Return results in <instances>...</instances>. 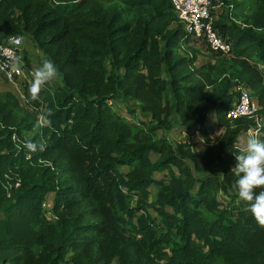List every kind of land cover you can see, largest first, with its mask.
<instances>
[{"label": "trees", "instance_id": "obj_1", "mask_svg": "<svg viewBox=\"0 0 264 264\" xmlns=\"http://www.w3.org/2000/svg\"><path fill=\"white\" fill-rule=\"evenodd\" d=\"M213 3L233 51L197 66L171 0H0L2 36L31 42L24 69L42 56L61 80L40 101L29 84L25 103L0 91V264H264V227L232 170L243 132L264 117V0ZM239 85L259 109L230 120ZM129 101L151 125L114 106ZM49 108L52 126L34 132ZM212 111L225 129L203 152L159 133L178 122L210 141Z\"/></svg>", "mask_w": 264, "mask_h": 264}, {"label": "clouds", "instance_id": "obj_2", "mask_svg": "<svg viewBox=\"0 0 264 264\" xmlns=\"http://www.w3.org/2000/svg\"><path fill=\"white\" fill-rule=\"evenodd\" d=\"M7 39L10 43L19 46L22 38L9 36ZM19 63L20 60L17 58L16 64L19 65ZM57 78L58 68L55 63L51 59H44L41 65L35 69L33 78L29 83L28 92L30 99L32 101H40L42 93L45 91V86ZM50 95L54 100L55 92H51ZM235 103L232 104L229 111L234 107ZM52 115L54 113L51 108L39 114L33 131L39 132L45 128H50L52 126V120L50 119ZM227 118H229L228 115ZM229 119L231 120L232 118ZM252 128L253 126L246 130L245 133H248ZM246 135L247 139L242 141L243 147L235 153L236 165L232 170L235 171L237 179L234 189L236 190L238 201L244 205V211L250 212L259 226L264 227V139L251 132ZM13 140H15V136H13ZM24 147L29 152H36L38 147L40 151L44 150L43 145L38 146L32 141H27ZM258 189L259 191H257Z\"/></svg>", "mask_w": 264, "mask_h": 264}, {"label": "built area", "instance_id": "obj_3", "mask_svg": "<svg viewBox=\"0 0 264 264\" xmlns=\"http://www.w3.org/2000/svg\"><path fill=\"white\" fill-rule=\"evenodd\" d=\"M175 11L187 34L192 38H201L210 50L222 55H230L232 43L222 37L214 26L217 11L213 0H172ZM21 37L19 46L10 43L7 37ZM24 37L21 35H5L0 32V75L10 85L17 88L29 83L27 69H24L21 45ZM19 58V65L16 59ZM239 102L228 112V117L236 119L250 116L259 109L257 101L251 95L250 89L243 85L237 86ZM251 130V129H250ZM249 130V131H250Z\"/></svg>", "mask_w": 264, "mask_h": 264}, {"label": "rangeland", "instance_id": "obj_4", "mask_svg": "<svg viewBox=\"0 0 264 264\" xmlns=\"http://www.w3.org/2000/svg\"><path fill=\"white\" fill-rule=\"evenodd\" d=\"M247 3L251 4L252 1H248ZM222 4L223 3L220 2L217 5L221 6ZM219 10L220 9H218V8L215 9V11H217V12ZM24 43L30 44L31 42L25 41ZM182 47H186V46L182 45ZM191 47H193L199 51L198 60L196 62L197 66H200L202 63H207V61H209V59L212 57L213 51L208 48V46L205 44V42L201 38H194V41L191 42ZM32 50H33V47H32ZM36 53H37V51H36ZM22 55H23V53H22ZM41 58H42V56H38L37 62L34 61V63L36 62L35 65L26 71L28 76L33 77L35 69L41 65V62H38ZM60 82H61V80H60L59 75H58V78L56 80L52 81L50 84L56 85V84H59ZM29 83H30V81H29ZM29 83H26V84H29ZM26 84L24 85L21 83V87L17 88L13 85L8 84L0 75V91H11L23 103H25V100H27L26 91H25L26 90ZM131 105H132V101H129L128 103H119V104H116L114 106L116 107V109H120L121 110L120 112L123 113V115L125 117L130 119V121L136 120V121L144 122V123L149 121V124H146L144 126L151 125L150 124L151 118L149 116L144 115V113H142L140 111L139 105L137 103H136V113L135 114L131 113L130 110H124V108L128 109L129 106H130V109H132ZM122 110H124V111H122ZM256 114H257V111L248 117L253 118L256 116ZM232 120H235V119H232ZM206 127H207L206 132H208V136L210 137V141H208L206 138V135L200 131H197V133L194 135V137H190L189 133H187L185 127L181 126L178 122H175V126L173 127V129H171V131L170 130H163V131H160L159 133H160V135H166L167 139L174 144H176V142H181V141L184 142V141H190L191 140L192 145H194V148L197 149V146H199V150H200L199 152H203L204 148H206L208 146V144H212L214 142V140H216V138L224 132V129H225V126L218 124V119H217V115H216L215 111H212L210 113ZM250 132L259 136V138L264 139V117L262 119H258L256 121L255 125L253 126V128L250 131H248V133L244 134V132H243L242 135L243 136L245 135V140L247 139L246 134H249ZM195 141H197V142H195ZM156 157H157V154H155V153L151 154V158L153 160H155ZM234 167H235V165H233V168ZM120 169L125 171L127 169V166H121ZM167 173H168V171H166V170L164 172L157 173L156 178L161 179ZM152 189H154V188H152ZM49 196L50 197L46 198L47 209H50L52 207V194H50Z\"/></svg>", "mask_w": 264, "mask_h": 264}, {"label": "bare ground", "instance_id": "obj_5", "mask_svg": "<svg viewBox=\"0 0 264 264\" xmlns=\"http://www.w3.org/2000/svg\"><path fill=\"white\" fill-rule=\"evenodd\" d=\"M230 9V8H229ZM13 188V187H12Z\"/></svg>", "mask_w": 264, "mask_h": 264}]
</instances>
